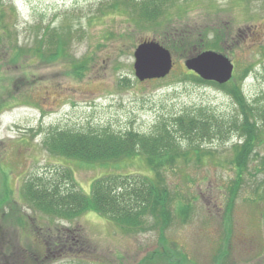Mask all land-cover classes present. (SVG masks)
Here are the masks:
<instances>
[{
	"label": "rangeland",
	"instance_id": "rangeland-1",
	"mask_svg": "<svg viewBox=\"0 0 264 264\" xmlns=\"http://www.w3.org/2000/svg\"><path fill=\"white\" fill-rule=\"evenodd\" d=\"M147 1L161 9L142 12ZM47 27L72 31L55 58ZM149 42L172 51L174 67L140 81L135 54ZM206 51L235 65L223 86L185 66ZM237 85L249 102L264 103V0H1L0 264H180L181 255L182 264H264V145L240 172L234 134L208 138L199 156L162 170L170 213L143 229L94 212L58 219L23 196V182L64 168L88 193L104 174L150 172L144 156L117 169L51 153L42 144L51 127L150 133L162 119L205 112L230 121ZM49 235L60 236L51 248Z\"/></svg>",
	"mask_w": 264,
	"mask_h": 264
},
{
	"label": "trees",
	"instance_id": "trees-1",
	"mask_svg": "<svg viewBox=\"0 0 264 264\" xmlns=\"http://www.w3.org/2000/svg\"><path fill=\"white\" fill-rule=\"evenodd\" d=\"M153 4L156 5L154 11L161 9L155 1H147L142 12L147 13ZM65 32L50 28L45 34L48 47H55V50L47 47L52 50L50 57L55 58L65 49L66 37L70 39L72 31L68 29L69 33ZM231 93L238 108L236 117L230 121L205 112L162 119L150 133H116L110 130L99 133L51 127L45 132L42 142L51 153L87 165L112 163L117 165V169H125L128 161L144 156L155 176L150 172L107 173L93 180L88 193L75 188L71 169L64 168L57 177L38 175L23 182L25 200L43 213L61 219L74 220L94 212L118 225L146 228L152 215L170 213L171 192L162 170L176 165L177 159H190V154L199 156L197 145L208 138H228L234 134L242 139L241 143L234 145L235 159L241 172L247 167L255 148L264 145V103L249 102L239 85ZM236 190L237 187L234 188Z\"/></svg>",
	"mask_w": 264,
	"mask_h": 264
},
{
	"label": "water",
	"instance_id": "water-1",
	"mask_svg": "<svg viewBox=\"0 0 264 264\" xmlns=\"http://www.w3.org/2000/svg\"><path fill=\"white\" fill-rule=\"evenodd\" d=\"M135 55L136 74L142 81L165 77L172 69L171 53L158 43L149 42L139 46ZM186 66L204 79L220 83L227 82L233 72V64L229 58L213 51H206L195 58L188 59Z\"/></svg>",
	"mask_w": 264,
	"mask_h": 264
}]
</instances>
